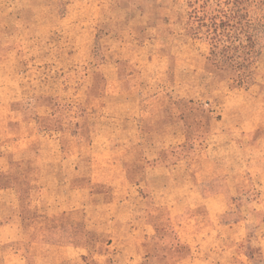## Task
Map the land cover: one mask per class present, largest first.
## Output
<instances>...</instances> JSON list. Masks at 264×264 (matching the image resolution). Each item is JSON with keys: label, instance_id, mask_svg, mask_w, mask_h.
I'll return each mask as SVG.
<instances>
[{"label": "rangeland", "instance_id": "1", "mask_svg": "<svg viewBox=\"0 0 264 264\" xmlns=\"http://www.w3.org/2000/svg\"><path fill=\"white\" fill-rule=\"evenodd\" d=\"M0 264H264V0H0Z\"/></svg>", "mask_w": 264, "mask_h": 264}]
</instances>
